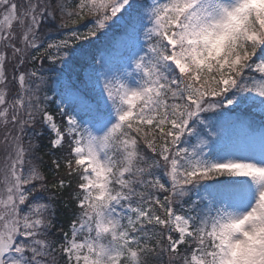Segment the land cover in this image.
<instances>
[{
	"label": "snow or ice",
	"instance_id": "obj_1",
	"mask_svg": "<svg viewBox=\"0 0 264 264\" xmlns=\"http://www.w3.org/2000/svg\"><path fill=\"white\" fill-rule=\"evenodd\" d=\"M0 264H264V0H0Z\"/></svg>",
	"mask_w": 264,
	"mask_h": 264
},
{
	"label": "trees",
	"instance_id": "obj_2",
	"mask_svg": "<svg viewBox=\"0 0 264 264\" xmlns=\"http://www.w3.org/2000/svg\"><path fill=\"white\" fill-rule=\"evenodd\" d=\"M48 159V157H45V160H47Z\"/></svg>",
	"mask_w": 264,
	"mask_h": 264
}]
</instances>
